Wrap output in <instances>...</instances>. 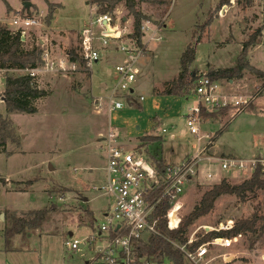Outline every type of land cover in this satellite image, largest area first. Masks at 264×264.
Instances as JSON below:
<instances>
[{"label":"rangeland","instance_id":"374dc122","mask_svg":"<svg viewBox=\"0 0 264 264\" xmlns=\"http://www.w3.org/2000/svg\"><path fill=\"white\" fill-rule=\"evenodd\" d=\"M25 1L31 3L29 7L23 5ZM135 9L141 10L153 25L159 26L162 22L166 25L142 38L148 51L137 56L140 73L131 88L135 99L142 95L145 100L139 106L130 107L126 103L123 113L119 112L121 115L114 118L115 113L107 115L108 103L120 79L115 66L123 61V51L115 50V45L101 49V58L91 69L85 68L83 63L76 71L58 69L59 60L68 50L75 47L79 51V31L95 18V5L90 0H0V24L12 30H15L12 21L17 14L39 17L40 25L28 31L26 45H40V39L47 41L49 45L42 48L48 49L57 69L39 73L38 85L47 94L35 101L37 110L34 112H8L0 96V113L12 120L17 137V143L8 142L0 152V264H97V248L106 245L97 234L112 200L96 192L93 186L101 185L105 178V143L101 138L110 128L120 137H126L131 147L136 144V135H133L139 131L136 126L148 122L151 132L158 130L157 133L163 135L162 139L149 144L148 151L162 153L164 162L175 163L179 156L193 154L198 149L210 155L205 144L225 126L217 141V149L223 153L209 166H203L202 173L209 171L213 177L209 181L191 182L181 203L172 212L176 217L180 207L182 217L189 213L203 192L222 178L240 183L251 175L250 168L222 169L224 159L252 158L264 153V90L253 99V107H246L251 99L245 97L240 110L227 108V113L221 114L219 109L209 110L218 112L217 118L208 116L195 123L199 127L198 135L202 136L200 139L189 132L187 116L178 126L163 118L169 115L168 108L177 113L179 104L174 105L173 99L167 103L162 100L155 108L145 111L151 99L161 96L155 95V86L159 83L162 86L177 74L182 52L198 37L191 70L201 75L210 69L247 63L248 68L242 72L248 75L244 92L247 89L253 96L258 94L262 79L250 68L253 67L250 60L259 63L262 67H254L264 71V0H172L168 5L138 1ZM113 14L115 21H121L122 28H133L134 15L124 1L118 3ZM210 14L213 15L210 24L202 29ZM121 16L127 18L124 23ZM157 35H161V39L148 41ZM125 36L121 39L126 41ZM220 81L224 92L233 91L228 79ZM4 88L5 76L0 70V95ZM125 99L122 97L126 102ZM191 99L180 97L181 114L189 113ZM154 115L162 118V123L154 124ZM115 127L125 128L122 136ZM162 128H166V132ZM182 128L186 129L185 134L180 133ZM224 153L233 157H226ZM51 204H56V208L42 226L16 233L6 241L5 228L11 214L44 209ZM255 213L264 216L263 190L244 201L236 195H222L212 211L189 226L188 238L195 241L205 229L219 230L229 222L234 224ZM74 239L84 245L71 249L66 243ZM230 240L228 248L208 245V264H264V232L252 246L249 234ZM164 263L171 264L167 259Z\"/></svg>","mask_w":264,"mask_h":264},{"label":"built area","instance_id":"2783aa9c","mask_svg":"<svg viewBox=\"0 0 264 264\" xmlns=\"http://www.w3.org/2000/svg\"><path fill=\"white\" fill-rule=\"evenodd\" d=\"M104 21L106 22L104 23ZM151 21L150 19L142 21L140 30L143 37H147V34L150 33H156L165 26L164 22L156 26ZM12 22L15 30L20 31L21 39L25 41L29 35L28 31L34 26L40 25L41 20L37 16L17 14ZM132 31L133 28L130 29L128 26L122 28L121 21L113 20L110 14L96 13L95 18L80 30L78 51L80 60H72L67 54L59 60L58 69L76 71L80 69L81 63L85 68L91 69L100 60L101 49L109 46L113 39H121L124 34L128 35ZM161 37V35L151 36V39L148 37V41L159 40ZM117 49L124 52V59L115 66L120 79L109 98V113L124 108L126 102L117 95L131 93V85L140 73L136 65L137 56L147 52V44L143 42L142 45H138L134 38L128 37L126 41H119ZM42 58V65L26 71L32 76H39L40 72L57 70L53 66L54 62L50 58L48 50H43ZM194 93L195 104L190 107L187 114L188 130L194 135L199 133V127L195 123L204 120L200 115L201 107H205L207 110L225 107L239 109L245 103L243 97L225 93L221 81L211 79L206 73L198 75ZM140 100H143V96L140 97ZM162 131L166 132V128H162ZM197 137L201 138L199 135ZM103 141L106 155L105 178L101 185H94L93 189L109 196L112 206H109L104 212V222L99 226L97 237L106 245L97 248V264H165V260L157 262L137 252L139 243L145 242L149 235L160 233L159 218L154 215V209L162 198H168L171 207L167 212V227L170 230L178 228L182 220L181 207L177 211V222L174 225L171 224L170 213L181 203V199L192 181L198 179L209 181L213 177L209 171L202 173L203 166L205 164L209 166V163L218 157L205 154L204 149L198 150L195 154L188 155L175 163H169L170 166L164 172H160L149 155L148 147L139 145L129 147L113 130L108 131ZM258 164L264 172L263 155L250 159H224L221 166L222 169L250 168V171L253 172ZM160 187L163 188L162 194L154 199V191ZM232 226L233 224L229 222L219 230H226ZM203 228L205 229V227ZM204 232H208V230L205 229ZM192 242V239H188L186 244L179 242H174V244L194 264H208V245L223 248L231 246L230 238L222 236H215L202 243L195 251L187 247ZM66 244L71 249H77L80 246L76 239L67 241ZM82 244L84 245V243Z\"/></svg>","mask_w":264,"mask_h":264},{"label":"trees","instance_id":"16d2710c","mask_svg":"<svg viewBox=\"0 0 264 264\" xmlns=\"http://www.w3.org/2000/svg\"><path fill=\"white\" fill-rule=\"evenodd\" d=\"M124 1L125 5L134 15L133 31L125 37H132L136 40L138 45H142L143 33L140 30L141 23L146 19V15L141 11L135 9L138 1H149L158 3L159 5H168L169 1L165 0H90L96 6V12L100 14H110L114 20V10L119 2ZM229 1V0H224ZM49 4V8H51ZM213 15L210 14L203 24L202 29L207 28L212 20ZM196 33V31H194ZM251 39V42L254 43ZM199 42V37L195 43H188L180 58V71L169 81L162 85V92L166 94H183L190 91L198 78V73L190 69L191 64L195 60L196 44ZM246 45H244L245 48ZM42 44L37 45L31 43L26 45V42L21 39V33L17 30H12L7 25L0 24V70L4 72L5 88L1 93V97L6 105L8 112H34L37 110L35 101L47 94L44 89L38 85L39 76H32L26 70L36 68L41 65L43 58ZM68 55L72 60H78L79 54L76 48L68 50ZM247 63H237L235 66L210 69L206 73L213 80L234 79L240 77L245 68H248ZM256 75L263 80L260 91L264 89V71L255 67H250ZM24 71L21 74H15L14 71ZM132 93L126 94V102L129 105H137L138 101L132 97ZM245 108V107H244ZM227 112V107L220 108L219 113ZM218 112L209 111L205 107H201V117H216ZM224 127L216 132L212 139L219 135ZM162 139L158 135H145L140 139L141 147H148L153 141ZM210 139V141L212 140ZM17 143L15 127L12 120L0 113V152L4 150L8 142ZM209 143L207 144V147ZM150 157L156 164L160 172H164L169 163L164 162L163 159L158 158V155H153L149 152ZM32 181H28L30 184ZM264 191V172L258 164L249 177L240 183H231L227 178H222L219 182H215L205 190L199 201L193 206L192 210L182 217L181 225L175 229H168L167 227V212L171 207L168 198H162L154 209V215L159 218V230L157 235H149L145 242L139 243L138 254L148 257L154 261L162 262L169 260L171 264H194L190 262L184 252L178 248L174 242L186 244L188 241V228L198 218L205 216L215 207L217 199L222 195H236L241 201L246 200L250 195H257V192ZM163 188H157L154 191V199L160 197ZM56 204H51L50 207L44 209L29 210L23 214H11L9 223L5 228L6 241L16 233H23L27 230L37 229L48 220L49 214L55 210ZM177 222V221H176ZM261 223V225L258 224ZM264 232V216L253 214L250 217L241 218L234 222L233 226L226 230H211L203 233L197 240L193 241L187 247L195 251L199 245L205 243L215 236H222L227 238H234L240 235L249 234L251 237L252 246L257 238H260Z\"/></svg>","mask_w":264,"mask_h":264},{"label":"crops","instance_id":"0c3cea01","mask_svg":"<svg viewBox=\"0 0 264 264\" xmlns=\"http://www.w3.org/2000/svg\"><path fill=\"white\" fill-rule=\"evenodd\" d=\"M56 11H58V10H56ZM121 20H122V23H124L126 20H127V18L126 17H122L121 16ZM118 22V21H117ZM165 25H166V23H164ZM122 25V24H121ZM79 33H80V31H79ZM120 40H122V39H116V40H114L113 42H115V43H113V44H111V45H109L110 47H112V46H114L115 45V50H118L117 49V47H118V44H119V41ZM39 42L42 44V45H45L46 44V47H47V45H49V43L47 42V41H45V40H39ZM144 42V41H143ZM109 46H107V47H109ZM106 47V48H107ZM47 49V48H46ZM105 49V48H104ZM48 50V49H47ZM147 51H148V45H147ZM68 53V52H67ZM154 57H157V54H154ZM250 60V59H249ZM250 64L251 65H253V67L254 66H257L258 68L259 67H262L259 63H256L255 64V62L254 61H251L250 60ZM257 67H255V68H257ZM257 68V69H258ZM79 70V69H78ZM261 70V69H260ZM180 71V69H178V72ZM178 72H177V74H178ZM90 73H91V70H90ZM176 74V75H177ZM175 75V76H176ZM246 78H248V75H246V74H242L240 77H237V78H234V79H230L229 80V85L231 86V89L233 90L232 92H230V93H228V92H225V93H227V94H231V95H234V96H237V97H243V98H245V97H247L248 99H251L250 100V102L248 103V105L246 106V107H253V99H255V97L256 96H258V95H260L262 92H263V90L264 89H262L261 91L259 90L258 91V94H256L255 96H253V93L252 92H250L249 90H247L246 89V92H244V86H245V79ZM259 78V77H258ZM235 79H237V80H235ZM166 81H169V80H166ZM166 81H164V82H166ZM163 82V83H164ZM262 82H263V80L260 82V84L262 85ZM162 83V84H163ZM222 83V82H221ZM261 85H260V87H261ZM102 86L103 87H105V84L103 83L102 84ZM260 89V88H259ZM134 92V89L132 88V90H131V93H133ZM155 95H161V96H157V97H155V98H153V99H151V101L149 102V105L147 106H145V111L147 110V108H149V107H151V108H155V104L156 103H161V101L162 100H164V102L165 103H167V102H171V100L173 99L174 100V105H176V104H179V106H178V110H177V113L176 112H174V110H173V108L171 109V108H168V110H166L167 112L169 111L170 113H169V115H163V118H165V117H167L168 119H170L171 121H173V123H174V125H176V126H178V123H181L182 121L183 122H185V116H187V113H185V114H181L182 113V110H183V108H182V101H179L180 100V97H185L186 99H187V97H188V99H189V97H191L192 99L190 100V104L188 105L189 107L187 108L188 110L190 109V107H192L194 104H195V100H196V96H195V93H194V87L190 90V91H188V92H185V93H183V94H178V95H173V94H166V93H163L162 92V86H160V83L157 85V86H155ZM119 98H121L122 99V97H124V96H126V95H117ZM142 95H140L139 96V98L138 99H136L137 101H138V104L140 103V102H143V100H145V99H143L142 101L140 100V97H141ZM133 97V96H132ZM175 98H177L176 100H175ZM126 100V99H125ZM177 102H179V103H177ZM127 103V102H126ZM173 103V102H172ZM129 105V104H128ZM130 107L132 106V105H129ZM246 107H245V109H246ZM123 109V108H122ZM122 109H119V110H121V111H119V110H115V111H112V112H110V113H108L107 115H110V114H114L115 113V115H114V118L115 117H117L118 118V116H120L121 114H118L119 112L120 113H123L122 112ZM246 110H248V109H246ZM129 111H133V110H129ZM259 111V110H258ZM117 112V113H116ZM227 113V112H226ZM116 114H118V115H116ZM182 115V116H181ZM213 118H217V116L216 117H213ZM156 122V123H155ZM153 123L154 124H157V125H159L160 123H162V118H157L155 115L153 116ZM120 125V124H119ZM137 125V124H136ZM135 125H133L132 126V130H133V127H134ZM224 128H225V126H223ZM115 129H117L116 127H115ZM120 130H118L117 129V131L120 133V135H121V133H122V129H125V128H123V127H120L119 128ZM151 129V125H149V123L148 122H146V123H142V124H140V125H137L136 126V130H139L138 132H137V134L136 133H133V135H136V137L134 138L135 140L134 141H136V144L134 145V146H131V147H135V146H140V139H141V137H143V136H145V135H158V136H162L163 137V135L162 134H160L159 135V133H157V131L158 130H155L154 132H151L152 130H150ZM109 130H111V128L109 129ZM140 130H141V132H140ZM126 131L124 130V133H125ZM129 132L131 133L132 131H131V129L129 130ZM156 133V134H155ZM180 133L181 134H185L186 133V129H184V128H182L181 130H180ZM215 134V133H214ZM213 134V135H214ZM221 134V133H220ZM219 134V135H220ZM138 135V136H137ZM212 135V136H213ZM219 135H216L217 137H215V139H212L211 141L209 140L206 144H205V147H207V144L209 143V146L207 147V150L209 151V153H210V155H213V156H215V157H219V155H220V153H223V152H220L218 149H217V141H218V136ZM103 137L101 138L102 140H103V138L106 136V135H102ZM122 136V135H121ZM171 137H175V135H172ZM202 137V136H201ZM121 139H122V141H123V143H125V144H127L128 142H126V141H128V139H126V137H120ZM199 150V149H198ZM197 150V151H198ZM196 151V152H197ZM195 152V153H196ZM195 153H193V154H195ZM157 155H158V158H161V159H163V160H165V158H164V156L162 155V153H161V155H159L158 153H156ZM225 154V153H224ZM153 155H155V154H153ZM188 155H192V154H185L184 156L183 155H181V156H179V160H181L182 158H184V157H186V156H188ZM226 155V154H225ZM261 155H263L264 156V153H259L258 155H256V156H261ZM228 156H232L233 157V155H231V154H227L226 155V157H228ZM255 157V156H254ZM233 158H237V157H233ZM238 158H241V157H238ZM241 159H250V158H241ZM178 161V160H177ZM168 163H170V164H172L173 162H168ZM80 246H83V244H80Z\"/></svg>","mask_w":264,"mask_h":264},{"label":"water","instance_id":"95a60500","mask_svg":"<svg viewBox=\"0 0 264 264\" xmlns=\"http://www.w3.org/2000/svg\"><path fill=\"white\" fill-rule=\"evenodd\" d=\"M30 4H31V3H30L29 1H25L23 5H24L25 7H29ZM105 22H106V21H104V23H105ZM2 100H3V98H2ZM2 216H3V214H2ZM169 218H170V220H171V224L174 225L175 222H176V216H175L173 213H170Z\"/></svg>","mask_w":264,"mask_h":264}]
</instances>
